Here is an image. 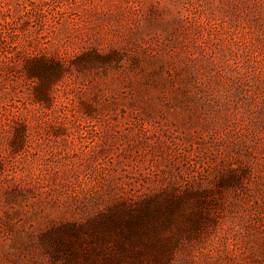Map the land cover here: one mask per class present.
<instances>
[{
  "label": "rangeland",
  "instance_id": "rangeland-1",
  "mask_svg": "<svg viewBox=\"0 0 264 264\" xmlns=\"http://www.w3.org/2000/svg\"><path fill=\"white\" fill-rule=\"evenodd\" d=\"M0 264H264V0H0Z\"/></svg>",
  "mask_w": 264,
  "mask_h": 264
}]
</instances>
